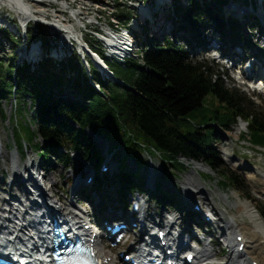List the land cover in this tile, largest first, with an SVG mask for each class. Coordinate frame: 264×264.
Returning a JSON list of instances; mask_svg holds the SVG:
<instances>
[{
    "label": "trees",
    "instance_id": "trees-1",
    "mask_svg": "<svg viewBox=\"0 0 264 264\" xmlns=\"http://www.w3.org/2000/svg\"><path fill=\"white\" fill-rule=\"evenodd\" d=\"M228 1L205 0V6L192 3L187 12L178 7L198 45L201 30L196 24L199 22L212 25L225 42L244 39L237 24L231 21L227 25L221 17L222 5ZM241 1L248 3V0ZM129 7V3L116 5L114 16L122 24L133 17ZM193 12L201 19L198 16L195 21ZM178 17L181 16L178 14ZM182 28L186 29L184 25ZM7 37L13 43L21 41L10 34ZM32 39L28 33V43ZM147 44L140 60L129 58L125 64L106 60L114 76L124 84L102 79L92 66L91 79L100 86V91L89 82L84 69V74L70 78L68 86L84 99L82 104L55 100L54 90L63 84L65 68L56 71L50 57L46 56L34 71L27 62L22 67L5 66L0 62V117L4 120L7 117L1 102L7 96H14L16 111H19L18 104H26L27 95L36 107L37 129H33L35 123L23 119L15 130L18 148L24 150V134L30 143L37 138L47 142L46 146L39 147L44 158L53 153L59 162L68 166L69 151L78 152L97 166L102 157L91 138L92 132L122 146L126 156L141 165L145 153H156L167 168L181 172L185 168L184 158L205 163L219 175L226 188L234 191L246 188L242 176L232 171L225 173L221 153L212 147V142L218 132L216 126L228 130L243 121L247 124L248 142L264 148V114L257 111L241 90L225 86L214 63L191 59L181 43L169 39L160 43L151 39ZM98 53L104 57L101 50ZM15 60L16 56L12 63ZM65 65L72 68L75 64L69 60ZM15 71L16 81L13 82ZM60 148L68 153L60 152ZM134 176L127 172L119 176L117 191L121 195L126 196L127 191L133 189L143 190ZM247 197L251 199L250 194ZM167 199L175 202L174 197ZM259 211L264 217V207Z\"/></svg>",
    "mask_w": 264,
    "mask_h": 264
},
{
    "label": "rangeland",
    "instance_id": "rangeland-1",
    "mask_svg": "<svg viewBox=\"0 0 264 264\" xmlns=\"http://www.w3.org/2000/svg\"><path fill=\"white\" fill-rule=\"evenodd\" d=\"M142 3H150L152 1L155 3L156 0H140ZM198 4L200 6H205L204 2L205 0H197ZM56 3V1L54 0ZM63 5H65V0L62 1ZM59 2V3H60ZM68 5L70 7V4L72 8L70 9H63L61 6H58V4H52L51 8L47 7L45 8L44 6L38 4V3H33V7L35 10H40L42 13H47L49 16H57V18L61 21H66L65 23L69 26H74L76 29L80 32L82 31V28H80L79 24L83 25L86 24L85 21L82 20L81 15L78 18L72 17L73 12L71 11H76V12H87L89 11V14L92 16V18H99L101 20V23L99 25H90L87 28L92 31H99V27L107 29V24H115L118 21V18L114 16V14L117 12L116 5L121 2V3H129L130 4V10L133 14V17H135L141 24L144 22V19H141L140 16H138L139 10L134 7L135 2L134 0H67ZM193 3V0L188 1L184 0L182 2L183 4V10L186 11L187 6ZM137 7L140 8L141 4H137ZM0 18L1 16H7V18L11 19L9 20L8 24L9 26L4 25L2 22H0V43L3 44L4 46L0 45V62L5 64V66H10L14 65L15 67L18 66V55L16 53H19V56H23V51L17 49L18 45H21L19 49H23L25 47L26 41H28L27 35L28 33L24 31L23 28L20 27V22L19 19L16 17L14 13H11L8 11L7 8L3 7L0 5ZM48 10V12H47ZM2 11V12H1ZM12 14V15H11ZM225 14L229 16L230 11H228V7L225 9ZM240 15V13H238ZM196 17V16H195ZM194 17V18H195ZM197 18V17H196ZM200 18V16H199ZM53 19V18H52ZM201 19V18H200ZM46 20V18H45ZM89 20V18H88ZM87 21V20H86ZM92 21L96 22L95 19ZM182 22L181 20H179ZM12 23V24H11ZM83 23V24H82ZM97 24V23H96ZM181 25H184V23H180ZM30 24L31 28V36H35V34H38V31L44 35V29L42 26ZM205 25L204 28H201L204 32L202 33L201 40L206 39L210 35H215L219 36L218 31L209 23L203 24V22H199V26ZM11 26V27H10ZM32 26V27H31ZM37 26L38 30L37 31ZM168 26V25H167ZM10 28V29H9ZM208 28V29H205ZM14 29V31H12ZM242 30V29H241ZM59 31V30H57ZM56 30L50 31L47 30L48 33H56ZM166 31V30H165ZM192 31L190 27L188 26V33ZM247 31V32H246ZM244 31L245 37L246 38H251V42L254 45V48L251 47V50L253 49H258V48H264V44L262 40L256 41L255 36H251V28H247V30ZM256 33H258V30H255ZM63 35L64 38L68 41L69 39L71 40V37L67 36L64 32L60 31ZM193 33V31H192ZM242 32V34H244ZM10 34L11 37H21V41L18 43H13L7 38V35ZM30 34V33H29ZM66 35V36H65ZM83 35L85 38V41L90 42V46L93 47V43L95 44L94 47L97 50H101L104 55L103 48H98L100 46L98 42V39L95 40L93 39L90 34L88 35L83 31ZM39 36V34H38ZM50 42L52 41L53 44L50 43V46L46 48L47 54L45 53L41 57L39 56L36 61L29 63L30 64V70L34 71L43 62L45 56H50V58L53 60L54 66L56 68V71H60L61 69L65 68V78L63 79V84L56 86L54 90V98L55 100L57 99H63L68 102H74V103H81L83 100L80 98V95L76 94L71 87L68 86L69 84V79L72 78L73 76H78V74L83 73V66H82V61L80 60L81 58L74 53L71 55V46L69 47L68 52L66 51L65 54L63 53L62 55L56 56L54 46L56 43L57 37L60 36V33L56 35L57 37H54L50 35ZM148 41L153 39L155 36L153 33H148ZM165 36V37H163ZM162 37H158L160 43H164L165 40H173L174 36L173 34H169L166 32V35H163ZM101 38V37H100ZM84 40V39H83ZM14 41V40H13ZM147 41V42H148ZM66 42V41H65ZM147 42H143V36L139 35V38H137V43H136V48L137 50V58L135 59H142V53L147 49ZM182 45L186 44V41H181L179 42ZM244 43H241V46L243 47ZM49 45V44H48ZM71 45V43H69ZM99 45V46H98ZM256 46V47H255ZM50 51L52 53L50 54ZM16 56L15 63H12V60ZM27 58H29V52L27 53ZM24 58V57H23ZM208 60L211 62V58L207 57ZM69 60L72 61L73 64H75L72 68L69 66L65 65ZM24 60H21L19 62V65L21 67L24 65ZM26 61V60H25ZM117 63H120L116 61ZM90 63V62H89ZM123 63V62H121ZM215 64L217 65V69L220 71V74L223 77V82L225 86L228 88H233L236 87L240 89L245 95L250 98V100L254 103L257 111L261 112L264 114V98L255 93L252 94V92L248 91V88L244 89L243 87H240V84L237 83V78L239 75L235 73L233 70H228L226 67H221V65H218V62L215 61ZM35 66V68H34ZM66 66V67H65ZM93 67V65H91ZM230 66V63H228V67ZM8 68V67H6ZM228 70V71H227ZM91 69L88 67V70L86 71L87 76H89V82L91 83ZM101 74L102 79H110L108 75ZM84 74V73H83ZM13 80L15 79L16 76V71L13 72ZM231 79L235 82H232ZM16 79L13 81L15 82ZM114 81V80H113ZM45 88V86H43ZM26 104H18L19 111L15 109V99L14 96H7L6 99H2V108L5 111L6 114V119H2L0 117V152L3 151L4 154L0 156V198L6 199L10 197V194L13 196H22V198L25 196L24 193L20 192V190H11V179L14 178V175L12 174V170L14 169V158L13 156H16L19 160V166L18 169L13 170L17 171V173H20V175H17V180L14 178L15 182H21L26 180L24 176L27 174L24 172L25 167L27 168V165L30 164L31 159L34 161V168L38 169L41 174L40 178L43 177L44 175L47 174V179H45V185L48 186L49 188L51 187V195H54L56 197H62L63 201L67 204H70L73 202L75 206H77L79 209H81L83 212H90V206L88 205L85 200L78 199L72 195V179L74 173H79V169H82L85 174V179L89 177L90 174L93 173V167L85 162L81 155L79 153H71L70 156L72 158V161H70L71 166H64L62 163H60L54 155H49V158H45L47 161H43L42 158V153L40 150V145L46 146L47 142L44 141L43 139H36L34 143L28 142L24 138V134H22V141L24 143V150L18 148V143H17V137H16V129L20 127L21 122L23 119H25L27 122H31L30 124H34L36 122V107L32 103V100L30 97L27 95L25 98ZM82 100V101H81ZM81 101V102H80ZM24 102V103H25ZM84 102V101H83ZM82 102V103H83ZM24 116V118H23ZM35 123V126L33 127L34 130L37 129ZM218 132L215 137V140L212 142V147L217 149L219 153H221L222 160L224 162V170L225 173H228V171H232L236 174L242 175L244 179L246 180V188H244L243 191H234L229 188H226L225 185L222 184L223 180L219 177V175L212 171L205 163H195L193 160H187V159H182V162L184 163V169L179 172L175 169L172 168H167L166 164H164L159 157L158 154H153L151 158L147 154L143 155V158L145 159V164L137 169V164L133 161L128 159L127 161V171L132 172V173H138L144 180L145 182L149 184V181L152 180L153 183L156 182V186L158 187L157 190H160L162 188L168 189L167 191L165 190V193H167L169 196L176 197L178 203L177 208H171L168 206V202L165 201V194H162L160 192H156L155 195L150 197L149 194H145L144 198L148 200L147 205H151V221L158 222L160 213H163L165 217H168L172 220V218H178L177 224L178 228H182L183 226H186L184 228H187V213L188 210H191L192 207L197 204H200L201 197H203V201L205 202V207L208 209H211L210 207H214L217 211H219L220 217L224 220L223 222H219V225L221 227L224 226V224L234 220L236 221L235 227L230 229L227 232V235L221 234L220 230L217 231V233L212 234L211 232L214 231L213 228L208 227V235L207 232L203 231L202 234L196 230V228L193 229V234L198 236L202 239L203 236L206 237L207 241H213L215 242L216 245H209L206 243L205 248H209L210 250L213 251L214 254H217L212 258L210 261L213 264H223L228 261V240L233 237V232L235 228H239L242 223H250V220L245 216L244 213H239L237 211V206H242L246 202L252 203L256 208H262L264 206V151L262 150L263 148H255L251 146V144L248 142V129H247V124L243 121H239L238 124H234L231 126L228 130L224 127L216 126ZM91 138L96 145V147L101 150L103 153L105 149L109 148L111 149V152L115 154V159L116 160H121L123 158V151L120 147L116 146L114 141L102 136H98L95 134L90 133ZM62 153H66L64 149H62ZM15 154V155H14ZM51 156V158H50ZM83 160V162H82ZM116 162V161H115ZM48 163L51 165H48ZM118 163V161H117ZM198 164L203 166V170L196 172L194 165ZM204 164V165H203ZM45 165V166H43ZM113 165L116 167L118 165ZM243 165L242 168H237L238 166ZM110 167V164H109ZM51 169V172L47 173V170ZM31 170V169H30ZM23 171V172H21ZM32 172H36L34 170H31ZM36 174V173H35ZM152 174V175H151ZM28 176V175H27ZM119 176V175H117ZM152 176V177H151ZM194 178L193 180H197V182L203 187L205 190V193L200 194V196L196 198H192V200L187 201V196H186V186L185 184L188 183V180ZM50 180V181H49ZM187 181V183H186ZM14 182V184H16ZM57 184V186L52 188V184ZM115 183H109V185L113 186L116 185V188H114V193H116V189L119 185L118 178L114 180ZM55 184V185H56ZM184 189V191H183ZM252 190V192H250ZM20 193V194H19ZM246 194H251L253 196V201H249L245 198ZM90 196H93V191L89 192ZM210 199H209V198ZM212 197V198H211ZM219 197L223 198L224 201L220 202ZM2 199L0 200V205L4 206L6 208V205H4ZM209 199V200H208ZM78 200L79 203H78ZM164 200V201H163ZM209 201H212L210 204ZM181 208H185V212L182 211ZM203 213L210 214L212 217L216 219V216L214 213L205 211V208L203 209ZM156 212L158 213V216H156ZM221 212V213H220ZM182 216L185 217V220L182 219ZM241 222V223H240ZM238 223V224H237ZM240 223V224H239ZM218 226V224H216ZM139 235V231L135 230L134 235L132 238L124 242L119 246L118 249H110L112 254H114L117 257V260L120 262L121 258L119 256L120 252H128L131 246L139 247V245L133 244V238L135 236ZM217 239V240H216ZM220 244V245H219ZM185 257V254L183 255ZM199 264H203L202 262H199Z\"/></svg>",
    "mask_w": 264,
    "mask_h": 264
},
{
    "label": "bare ground",
    "instance_id": "bare-ground-1",
    "mask_svg": "<svg viewBox=\"0 0 264 264\" xmlns=\"http://www.w3.org/2000/svg\"><path fill=\"white\" fill-rule=\"evenodd\" d=\"M40 1L41 0H0V5L7 8L8 11H10L11 13H14L16 15V17L20 20L19 21L20 27L23 28L24 31H26V29L29 28V21L44 22L45 18L47 20V15L42 13L40 10H35V8L32 5L33 3H40ZM44 1H46V3L49 2V0H44ZM161 1H164V0H161ZM259 1H261V3H260V6L257 10H255L251 7H243L241 5H232V6L229 5V6H225L223 8V13H225V9H226V7H228V11H230V14L226 19L227 20L232 19V20L239 22L241 25L237 24V26L239 29H242L243 33H244V27H246L247 25L250 24V21L247 18L249 16L255 15L256 18H258L260 20V30L262 32V35L264 36V0H259ZM163 6H164V4H159L157 7L159 11L161 9L163 10L162 14H161L160 21L156 22L153 19V22H151V24L153 23L152 30H154V32L161 37L164 34H166V32L169 34H172L176 29L175 24L167 18V12H166L165 8H163ZM61 7L63 9H70V7L72 8L71 4L69 7L68 2H66L65 5L61 4ZM0 9H2V8H0ZM140 10H141V12H140L141 19H144V18H150L151 19L152 18V16H151L152 14L149 12V10H146L142 7H140ZM71 12H73L72 17H75V18H78L81 14L79 11L78 12L71 11ZM238 13H240V15H238ZM54 17H55V19L53 21H50V24L57 29L44 28V34L48 37L49 43L45 42V40L42 37V34L38 31V30H40V29H38L39 25L37 26V31H38L39 36H38V34H35L36 32L34 33L35 36H34V41L30 47V50H29V56H30L29 58L31 60L36 61V59L39 56L41 57L42 55H44L46 48L48 46H50V43L53 44L52 41L50 42V37H51L50 35L57 37L56 35H58L59 33H60V36L57 37L58 39H56V41H54L56 43V45L54 46L56 56L59 57V55H62L63 53L65 54L66 51L68 52L70 46L72 49L73 40L77 41V43L79 44V50H82L83 53L85 55H87V51L90 50V47L83 40L80 32L76 29V27H72V26L67 25L64 21H61V19L59 20L56 15ZM9 20H11V19L7 18V16H1V18H0V22H2L6 26L10 25V24H8ZM162 23H164L165 25H162ZM206 29H208V28H206ZM47 30H50V31L59 30V31H57L56 33H48ZM12 31H14V29ZM60 31L64 32L65 34H67V36L71 37V40L69 39L67 41L64 38V35ZM251 34H252L251 36H253V33H251ZM243 35H245V33ZM97 36H98V38H95V40L98 39V41L101 43L102 48L106 51V55L108 57L118 58L122 62H125L126 58H128V57H137L136 52L138 49H135L136 48L135 41L133 40V38L130 35H127L124 33L122 35H119V34L114 35L113 33H110V30H109V32L106 31V35L99 33ZM245 39L250 44L253 43L250 40L251 38L245 37ZM234 41L235 40L231 39L229 42L230 54L234 59H237L240 62L241 60L244 59V57L246 55L242 56L241 54H239L237 52L236 47H235L236 41L235 42ZM69 43H71V45H69ZM0 45L4 46L1 43H0ZM254 45H256V44L254 43ZM251 47L254 48L253 46H251ZM237 48H238V46H237ZM258 49L260 50V48H258ZM253 51L257 54V56H258L257 58H259V61L255 60L256 63L259 64L261 66V68L262 67L264 68V57L261 55L260 51H258L257 49H253ZM50 53H52V51H50ZM93 53L94 52L91 51L89 53V55H90L91 59L94 61V63L96 64V66L98 68H100L101 70L105 69V70L110 71V68L108 67V65L106 64L104 59L99 54H97V53L93 54ZM3 154H4V152L1 151L0 156H2ZM13 158H14V161H13V164H14L13 168L14 169L13 170H16V169H18L20 160L16 156H13ZM195 163H201V162H195ZM33 164H34V161L31 159L30 164L27 165V168L25 167V169H24V172L28 175V176L27 175L24 176L25 178H28L26 180V182H32L35 179V176H36L35 173L36 172H32L31 170H34V171L39 170V168L38 169L34 168ZM43 166H45V165H43ZM242 166L243 165H240L237 168L240 169V168H242ZM194 168H195L196 172H199V171L204 169L202 165L198 166V164L194 165ZM13 170H12V174L14 175V178H16V180H17V175H20V173H17V171H13ZM21 172H23V171H21ZM49 172H51V169H49L47 171V173H49ZM37 174H39V177L41 176L39 171L37 172ZM99 175H100L99 179L102 180L101 182L103 183L102 187H105L107 184L113 182L116 179V171H111V172L106 173V174L99 173ZM44 177L47 179V177H48L47 174H45ZM14 178L11 179V183H10L11 190L12 191L13 190H20V192L24 193V195H27V196L26 197L24 196L22 198V196L21 197L20 196H13L10 194L9 198H6V199L0 198V200L2 199L4 205H6V208H4V206L0 205V213L4 214V216H5L4 218L0 217V240L1 241H3L6 238L11 239L14 237H15V239H19V240H26L28 237L30 238L32 236H35L33 229H31L29 226L28 227L27 226L19 227L13 221L6 219V218H8L7 216L14 217L16 221L20 222L28 214L23 210L25 208L26 204L30 201H33V199L30 198L32 195L29 194L31 192L27 188V186H26L27 184L24 183V181L15 182ZM193 179L194 178L188 180V183L186 181L187 184H185L186 196L188 197L187 201L188 200L190 201V200H192V198H196V197L200 196V194L205 193V190L203 189V187L197 182V180L195 181ZM14 182L16 184H14ZM149 182L151 183V185H153L151 188L152 193H153L152 195H155L156 192L161 193V192H165V190L166 191L168 190V189L162 188V187L160 190H157L158 187L155 185L157 181H155L153 183V181L150 180ZM55 184H56V182H55ZM55 184H52V188L57 186V184L56 185ZM82 188H83V184L79 183L76 187H74V189L72 190V193L75 196H77L80 193V189H82ZM110 190L111 189H109L107 186L105 189L97 191V193H94V199L97 200L98 206L100 208L105 207V209L109 208L111 210L117 211V210H119V208H121V205L110 194V192H112L113 189L111 191ZM44 191H45V195L47 198V204L54 203L56 206V210H58L60 213H62V215H64L65 211H69L70 213L67 215V217H69L70 215H74L75 217H74L73 221H75L76 224H82L83 227H85V225L89 224L87 222V220H88V217H90V214L83 212L81 209H79L77 206H75V204H73V202L70 204H67L63 201L62 197H56L54 195H51V187L48 189H45ZM183 191H184V189H183ZM263 192H264V190H263ZM200 199H201L200 204H197V205H199L201 207V209L199 211L194 210L193 209L195 206V204H194L192 209L188 210L194 216V219H192L191 222H188L187 228H183L181 230V232H187V231L190 232L191 231L190 228H191V226H193V224L199 225V223L202 222L200 217H202L205 214V213H203L204 212L203 209L205 208V211L212 212L216 216V219L214 218V220L212 222H210V224H208L211 226V228L214 229V231H212L211 233L215 234V233H217L218 230H220L221 234L226 236L227 232L230 229L235 227L236 221L235 220H234V222L230 221V222L224 224L223 227H221L219 225V222L221 221L224 223V220L220 217L219 211H217L214 207H210L211 209L206 208L205 202L203 201V197H201ZM219 199H220L219 200L220 202L224 201V199L221 197H219ZM209 203L211 204L212 201H209ZM236 208L240 214L244 213L245 216L250 220L249 224L248 223H245V224L242 223L239 227V230L241 232H243L244 236H246V242H245L246 246H245L244 252L238 254V253H236V249H237L238 245L234 246V247L228 245L227 246L228 247V261L223 263V264H236L237 260H242L243 262H245V261H258L261 264H264V220L261 217L260 213L258 212L257 208L250 202H246L244 205L237 206ZM150 212H151V205H149L148 209H147L146 221L154 222L157 227H160L159 231H166L168 228L170 230H173L175 228V226L178 225L177 224L178 218H175V217L171 220V222L169 224L166 225L165 221H166L167 217H165L163 213H160V216H159L160 220L158 222L151 221L152 218L150 216ZM206 214H208V213L206 212ZM206 214H205V216H206ZM156 216H158L157 212H156ZM38 218H39V216H37V218L35 217V220L33 222L38 223L39 222ZM83 219H85V220L83 221ZM182 219H183V216H182ZM26 221H28V218H26ZM84 222H85V225H83ZM27 224L28 223H26V225ZM216 224H218V226H216ZM170 225L172 228L169 227ZM143 232H146V230L143 229ZM236 239H237V236H235V240ZM102 243H103L102 239H99V242L97 244V252H98V255H99L102 263L103 264H117L116 256L114 254H112L111 251H108L106 248H104L102 246ZM138 244H139V242H138ZM214 245H216L215 242H214ZM130 249H132L133 253L137 252V249L135 246H133V247L131 246ZM182 250H185V248L181 247V251ZM190 252H192V250H190ZM197 255L200 258H203L202 263L213 264L210 261L217 254H214L213 251L210 250L209 248H204L202 250H199L197 252Z\"/></svg>",
    "mask_w": 264,
    "mask_h": 264
},
{
    "label": "built area",
    "instance_id": "built-area-1",
    "mask_svg": "<svg viewBox=\"0 0 264 264\" xmlns=\"http://www.w3.org/2000/svg\"><path fill=\"white\" fill-rule=\"evenodd\" d=\"M56 1V3L54 2V0H49V2L48 3H46V1H44V0H41L40 1V3H38V4H40V5H42V6H44L45 8H51V5L52 4H58V6H61V4H62V2H60V0H55ZM62 1H64V0H62ZM66 2H67V0H65ZM60 2V3H59ZM47 12H48V10H47ZM45 15H47V20H45L44 22H37V21H29V25L30 24H33V25H38V24H40V25H42L43 26V28H50V29H57V28H55V27H53L51 24H50V21H53L54 19H55V17L54 16H49V14H47V13H44ZM53 18V19H52ZM20 21V20H19ZM64 21V20H63ZM64 22H66V21H64ZM32 25V26H33ZM31 26V27H32ZM30 27V26H29ZM74 27V26H73ZM66 36V35H65Z\"/></svg>",
    "mask_w": 264,
    "mask_h": 264
},
{
    "label": "water",
    "instance_id": "water-1",
    "mask_svg": "<svg viewBox=\"0 0 264 264\" xmlns=\"http://www.w3.org/2000/svg\"><path fill=\"white\" fill-rule=\"evenodd\" d=\"M87 52L89 54L90 53V50H88ZM103 73L106 74V75H108L115 82L120 83V84H124L122 81H120L116 77H114V75L110 71L103 69Z\"/></svg>",
    "mask_w": 264,
    "mask_h": 264
}]
</instances>
